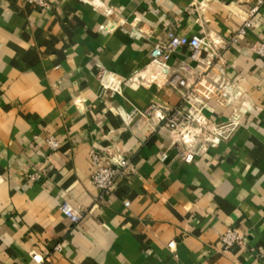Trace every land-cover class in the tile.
<instances>
[{"label": "crops", "instance_id": "crops-1", "mask_svg": "<svg viewBox=\"0 0 264 264\" xmlns=\"http://www.w3.org/2000/svg\"><path fill=\"white\" fill-rule=\"evenodd\" d=\"M258 1L0 0V264H264V3L232 43ZM170 33L206 38L210 66L152 64ZM93 150L130 163L101 202ZM228 229L245 244L224 252Z\"/></svg>", "mask_w": 264, "mask_h": 264}, {"label": "built area", "instance_id": "built-area-1", "mask_svg": "<svg viewBox=\"0 0 264 264\" xmlns=\"http://www.w3.org/2000/svg\"><path fill=\"white\" fill-rule=\"evenodd\" d=\"M28 3L34 5L35 7L43 10H51V0H27ZM237 3H240L242 0H234ZM264 0H259L258 4L255 8L251 9L247 15L242 19V26L237 32L236 35L232 38V43L236 44L239 39L244 37L249 29L252 27V18L258 11L259 6H262ZM182 48H189L191 50L190 60L196 62L198 66L203 65L205 62L200 58L201 52L205 51L208 54L210 49V42L201 36H178L174 33H170L167 36V41L164 44L157 45L153 51L151 52V63L156 64L158 66H162L164 69H167L166 63L167 61L177 53ZM253 53L261 60L264 61V39L259 43V45L253 46L251 48ZM210 66L211 63H205ZM170 83L177 87H186V82L180 75L175 74L171 77ZM198 85L200 83L198 82ZM221 87L209 86L205 88L206 98L209 97L210 94H214L218 92ZM231 89L225 87L221 89L224 97H228L231 93ZM220 92V91H219ZM218 92V93H219ZM197 94H201L200 90H196ZM202 95V94H201ZM198 106L200 102L194 101ZM154 107H152L153 109ZM190 117H193L192 120H189ZM189 118L183 116L179 111H174L173 113H168L165 116H162V120L164 121L166 127L170 130H178L183 126H190L191 122H199L200 118H196L192 114H189ZM47 143L52 150H57L59 148V142L53 139L52 137H48ZM91 161H92V172H91V183L93 187L98 191V202L105 200L109 197L116 186V182L119 178H122L126 171L130 168V163L127 159L118 156V157H108L105 158L103 154L98 151H91L90 153ZM183 159L187 163H191L194 159V154L185 155ZM41 177L37 173H33L29 175V179L31 181H37ZM124 206L127 208L129 203H124ZM60 212L67 218V220L72 225H78L82 219V213L78 209H75L68 202H64L60 206ZM244 237L239 234L234 229H228L224 235L221 237V243L223 245L224 252L228 251L231 247L235 245L243 246ZM175 247V242H172L168 245L169 250H173ZM58 249H60L58 247ZM33 261L37 264L43 262V258L39 255H33Z\"/></svg>", "mask_w": 264, "mask_h": 264}]
</instances>
